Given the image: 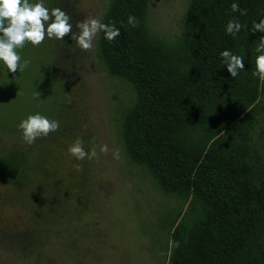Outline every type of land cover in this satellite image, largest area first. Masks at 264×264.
Listing matches in <instances>:
<instances>
[{
	"label": "rangeland",
	"instance_id": "obj_1",
	"mask_svg": "<svg viewBox=\"0 0 264 264\" xmlns=\"http://www.w3.org/2000/svg\"><path fill=\"white\" fill-rule=\"evenodd\" d=\"M110 1L44 3L62 8L78 32L76 23L88 16L102 22ZM188 2L147 0L146 32L175 43ZM99 37L90 51L78 48L71 35L54 39L57 49L49 39L38 47L27 43L19 50L31 61L23 72L13 74L0 63V264H170L175 219L190 227L198 215L189 211V196L163 191L126 155L120 126L135 87L109 70ZM258 91L251 143L264 163L259 77ZM37 112L60 127L29 145L18 124ZM77 139L97 156L73 157L68 149ZM105 144L107 154L100 152Z\"/></svg>",
	"mask_w": 264,
	"mask_h": 264
},
{
	"label": "trees",
	"instance_id": "obj_2",
	"mask_svg": "<svg viewBox=\"0 0 264 264\" xmlns=\"http://www.w3.org/2000/svg\"><path fill=\"white\" fill-rule=\"evenodd\" d=\"M146 4L111 0L102 23L120 35L110 42L99 32V48L109 70L134 83L120 126L126 155L199 211L190 227L175 219L170 264H264V163L251 143L264 36L251 28L264 19V0H189L173 44L146 32ZM230 20L242 25L239 33L226 32ZM224 50L244 58L235 78Z\"/></svg>",
	"mask_w": 264,
	"mask_h": 264
},
{
	"label": "clouds",
	"instance_id": "obj_3",
	"mask_svg": "<svg viewBox=\"0 0 264 264\" xmlns=\"http://www.w3.org/2000/svg\"><path fill=\"white\" fill-rule=\"evenodd\" d=\"M233 12H241L246 15V10L241 11L237 3L231 5ZM71 17L60 7L48 8L44 0H0V63L6 67L8 72L16 73L25 71L31 61L23 59L19 53L25 44L38 47L45 39L64 40L68 35L75 42L76 46L83 51H90L93 48V41L99 32L105 34L108 41L115 40L120 35V30L114 24L102 23L95 17L88 16L85 20L77 22L75 27L78 32L73 31ZM136 18L128 17V24L135 27ZM242 25L236 20H230L226 26V32L230 35L239 33ZM264 33V19L259 22H253L251 32ZM255 71L254 76L264 82V36L256 47ZM221 56L227 66V71L231 77L235 78L240 70L245 68L244 58L234 55L229 50H224ZM37 97L40 93L35 94ZM58 120L49 119L47 116L37 112L29 114L18 124V129L22 131V137L25 143L31 145L38 138L46 137L50 133L59 129ZM69 153L77 160L93 159L97 156L95 148L88 152L80 139L75 140L68 149ZM108 146L102 145L100 152L107 154ZM114 158H119L115 153ZM77 171L80 165H75Z\"/></svg>",
	"mask_w": 264,
	"mask_h": 264
}]
</instances>
